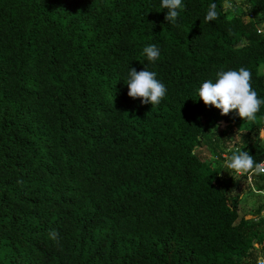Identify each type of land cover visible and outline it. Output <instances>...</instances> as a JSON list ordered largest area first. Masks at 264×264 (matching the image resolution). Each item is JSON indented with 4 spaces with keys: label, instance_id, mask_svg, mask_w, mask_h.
I'll use <instances>...</instances> for the list:
<instances>
[{
    "label": "trees",
    "instance_id": "1",
    "mask_svg": "<svg viewBox=\"0 0 264 264\" xmlns=\"http://www.w3.org/2000/svg\"><path fill=\"white\" fill-rule=\"evenodd\" d=\"M226 1L182 0L170 23L161 0H0V264L264 258V203L240 218L236 179L227 188L196 151L264 160V104L249 120L198 100L203 82L240 67L264 99V0ZM128 67L157 74L158 105L127 95Z\"/></svg>",
    "mask_w": 264,
    "mask_h": 264
},
{
    "label": "clouds",
    "instance_id": "2",
    "mask_svg": "<svg viewBox=\"0 0 264 264\" xmlns=\"http://www.w3.org/2000/svg\"><path fill=\"white\" fill-rule=\"evenodd\" d=\"M160 7L167 10L165 21L175 23L180 14L178 10L182 7V0H161ZM225 8L234 10L230 2L225 4ZM218 16L217 4L211 3L205 20L214 21L218 19ZM143 54L149 62H155L160 56V49L155 44H150L143 48ZM156 77L157 74L146 67L139 72L135 68L128 67L125 83L128 88L127 95L133 99L139 98L142 104L158 105L167 89ZM251 80V72L244 67L237 70L218 71L215 82L207 80L200 85L197 90L198 100L203 101L206 106L211 105L220 110L222 116L236 111L240 118L254 120L261 105L264 104V99L258 98L257 92L252 88ZM226 167L236 173H244L264 168V161L257 162L248 151L239 150L227 157ZM48 237L58 245L60 244L57 231L50 230ZM258 264H264V259L259 260Z\"/></svg>",
    "mask_w": 264,
    "mask_h": 264
},
{
    "label": "rangeland",
    "instance_id": "3",
    "mask_svg": "<svg viewBox=\"0 0 264 264\" xmlns=\"http://www.w3.org/2000/svg\"><path fill=\"white\" fill-rule=\"evenodd\" d=\"M227 2H230L234 6H237L241 3V0H228L224 2L223 7L224 9L232 11L233 9H228L225 8V4ZM249 17H246V20H249ZM260 73L264 74V66L261 67ZM229 126H225L223 124L221 127L219 126L218 132L224 133L226 129H228ZM214 137L216 138H221L219 134L215 135ZM260 145L264 146V133L260 135ZM238 138L235 139V142H238ZM238 149H234L233 151L236 153L237 151L241 150L240 146H238ZM197 152H199L200 157L203 158L206 161H216L219 169H220V175L221 179L225 181V185L227 188L233 185V180L236 179V187L234 190V194L239 195L240 197V203H239V217H243L245 219H255L257 216H255L254 210L257 209L262 203H264V192H259L257 190V184L259 178L255 174L253 176H249V172H244V173H236L232 171L231 169H228L226 167V159L227 157L231 156L229 154H223L221 159L218 157H215L213 153L211 152L210 148L206 144H202L200 147L196 149ZM248 151V150H245ZM257 173V172H255ZM251 179H250V178ZM233 178V179H229ZM260 218L264 219V212L261 213ZM264 259V258H259L258 261Z\"/></svg>",
    "mask_w": 264,
    "mask_h": 264
},
{
    "label": "built area",
    "instance_id": "4",
    "mask_svg": "<svg viewBox=\"0 0 264 264\" xmlns=\"http://www.w3.org/2000/svg\"><path fill=\"white\" fill-rule=\"evenodd\" d=\"M264 161V160H263ZM255 172H258V173H264V168H261V169H259V170H251V171H249V173H248V175L251 177V176H253V174H255ZM249 177V178H250ZM251 179V178H250Z\"/></svg>",
    "mask_w": 264,
    "mask_h": 264
},
{
    "label": "crops",
    "instance_id": "5",
    "mask_svg": "<svg viewBox=\"0 0 264 264\" xmlns=\"http://www.w3.org/2000/svg\"><path fill=\"white\" fill-rule=\"evenodd\" d=\"M259 192H261V191H259Z\"/></svg>",
    "mask_w": 264,
    "mask_h": 264
}]
</instances>
